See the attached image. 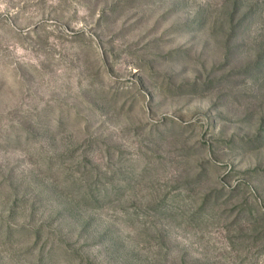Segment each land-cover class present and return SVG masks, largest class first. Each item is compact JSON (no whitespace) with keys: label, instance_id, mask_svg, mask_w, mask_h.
<instances>
[{"label":"rangeland","instance_id":"rangeland-1","mask_svg":"<svg viewBox=\"0 0 264 264\" xmlns=\"http://www.w3.org/2000/svg\"><path fill=\"white\" fill-rule=\"evenodd\" d=\"M0 264H264V0H0Z\"/></svg>","mask_w":264,"mask_h":264}]
</instances>
